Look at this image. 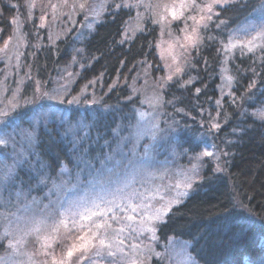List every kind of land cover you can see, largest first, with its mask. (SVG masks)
<instances>
[{"label": "trees", "instance_id": "1", "mask_svg": "<svg viewBox=\"0 0 264 264\" xmlns=\"http://www.w3.org/2000/svg\"><path fill=\"white\" fill-rule=\"evenodd\" d=\"M24 3L25 0H0V46L14 34L15 25L9 21L17 16L25 19L19 29L23 45L16 39L21 48L8 50L10 60L0 52V101L10 99L18 87L21 94L31 97L37 82L46 90L67 84L69 92L64 99L80 95L82 100L78 105L56 104L59 115L47 121V126L40 124L31 147L16 136L15 152L23 148L26 157L18 169L24 181L20 187L28 198L41 201L50 190V183L59 175L80 183L103 168L108 157L115 156L117 148H127L128 140L123 138L132 139L139 119L136 113L153 110L138 101L153 95L154 81L165 76L166 70L156 47L160 40L158 25L146 20L144 32L125 39V21L134 17L133 9L131 12L127 8L116 10L113 4H108L99 22L87 30L81 27L82 14L77 18L80 27L77 23L61 29L54 25L39 28L37 11L29 21ZM13 4L17 7L13 8ZM262 5L264 0H246L243 5L218 9L220 16L214 17L209 25L199 53L192 50L193 66L186 67L180 78L183 82L192 77L193 83L183 88L179 83L169 85L164 90V99L172 103L155 110L163 113L159 115V122L168 134L158 137L161 144L150 146L152 157L162 156L187 169L193 163L190 158L197 152L210 149L221 153L220 161L204 158L188 196L172 209L165 218L167 223L160 224L157 231L159 247L170 239L187 242L199 264H224L225 261L249 264L250 258L258 261L264 250L259 219L264 217V122L251 115L264 108V62L258 58L260 54L241 55L238 50L229 58V74L235 77L230 91L236 97H243L233 103L229 95L224 96L220 91L221 68L226 58L219 51L221 42H226L230 33L260 17ZM218 19L227 23L216 27ZM49 33L53 35L52 40ZM207 36L215 39L209 40ZM16 52L22 53L19 60ZM252 68L257 70L255 77ZM252 79L256 86L248 92ZM133 87L139 92L133 94ZM196 88L200 89L199 95ZM130 94L137 103L128 100ZM217 100H221L219 107ZM177 108L183 111L178 112ZM218 113L221 128L209 133V114L217 117ZM169 125L175 130H169ZM2 152L8 153L6 163L11 164L13 147ZM140 152L144 151L140 148ZM224 152L228 155H222ZM217 163L223 171H215ZM61 168L67 171L61 172ZM41 178H46V183H39ZM236 199L252 208L257 218L254 228L245 229L234 239L231 233L218 228V224L230 213L239 212L233 209ZM233 232L239 233V229L234 228ZM5 251L0 248V256ZM151 264L164 263L153 258Z\"/></svg>", "mask_w": 264, "mask_h": 264}, {"label": "snow or ice", "instance_id": "2", "mask_svg": "<svg viewBox=\"0 0 264 264\" xmlns=\"http://www.w3.org/2000/svg\"><path fill=\"white\" fill-rule=\"evenodd\" d=\"M245 3L246 0H120L119 3H113L112 7L116 10L127 8L131 12L132 9L143 8L148 13L145 16V13L137 11L135 17L130 16L129 21H125L123 32L125 39L134 38L136 32H144L146 29L143 25L146 20L159 26L161 37L167 35L170 38L168 49L165 50L167 55L161 53L166 75L154 81L152 96H145L138 101L140 104H147L154 111L151 113V119L144 111L136 113L139 119L132 134L136 142L143 136L156 140L161 134H168V130L162 128L159 122V115L163 113L155 111L163 109L165 104L172 103L164 99V90L174 83H179L182 88L193 83L192 77L183 82H180V78L184 75L186 67L193 66L190 62L192 50L199 53L209 25L214 17L220 16L218 9ZM12 7L16 8L17 5L13 4ZM23 7L26 9L29 21L33 20L34 10L39 9L40 14L37 17L39 28L51 27L57 19L64 17H67L74 26V17L83 14L84 20L90 21L86 26L91 29L93 22H99L103 10L108 7V2L107 0H99V2L97 0H25ZM176 21L183 24L179 36H176L172 29V24ZM19 23L16 17L9 21L10 25H19ZM226 23V20L218 19L216 27ZM239 31L242 35L235 36L230 33L228 40L221 42L219 51L225 55L224 63H227L229 55H235L237 50L241 55L260 54L258 58L264 62V5L261 7L260 17L249 21ZM129 32L133 33L132 37H129ZM13 39H18L21 45L24 43L18 30L3 42L0 52L9 60L11 57L8 56V49ZM52 39L53 35L49 33V40ZM207 39L214 40L215 37L207 36ZM123 42L122 40L121 43ZM156 47L159 49L161 44L158 42ZM15 54L19 60L22 53ZM148 67L151 68V65ZM221 71L222 73L226 71L223 65ZM251 71L254 77L258 75L255 68ZM234 79L235 77L231 75L226 77L229 88L232 87ZM255 86L256 81L252 79L246 91L251 92ZM195 91L199 95L200 89L196 88ZM68 92L67 84L57 89L46 90L37 82L31 97L21 94L18 87L13 91L10 99L5 98L4 101H0V150H6L9 146L14 149L11 164L6 163L8 153H0V248L6 250V254L0 256V264H151L153 257L161 261L167 258L174 264H199L188 251L190 245L187 242L180 244L178 250L173 248L167 257L157 252L155 244L159 238L156 233L160 224L167 223L165 218L172 209L188 196L189 190L199 176L204 158L220 161L221 153L210 150L197 152L190 158L193 161L191 168L181 170L173 183L161 184L153 188L145 187L143 192L133 188L131 183L115 187L111 184L106 187L101 183L100 190L94 196L70 202L63 210L60 207L50 208L49 205H44V211L39 217L28 214L34 206L39 205L40 201L35 197L28 201L27 193L20 187L24 181L18 169L26 157L23 148L15 152L16 136L19 135L21 141L31 147L40 124L44 123L47 126V121L59 115L55 108L56 104L78 105L82 102L80 95L65 100L64 97ZM138 92L139 90L133 87L132 93ZM133 94L128 96V100L137 103ZM227 94L233 103L243 99L242 96L236 97L231 91ZM44 101L51 103L45 104ZM216 104L219 107L221 100H217ZM176 111L182 112L183 109L177 108ZM251 115L264 121V108L258 109ZM218 116L219 113L217 117L209 114V133L220 130ZM24 124L28 127H22ZM168 129L175 130L172 125H169ZM123 139L127 141L129 137ZM144 151L146 160L148 148L145 147ZM222 155L227 156L228 153L224 152ZM108 159L111 160L112 157L109 156ZM223 170L222 165L217 163L215 171ZM65 171L66 168H61V172ZM149 176L152 180L173 179L168 177L167 173L159 177L149 173ZM39 183H46V178H41ZM147 183V180H142V186ZM59 187L53 182V189L59 190ZM96 187L97 185H93V188ZM51 191L49 190L46 195L50 196ZM5 192L8 193L7 197L4 196ZM233 209H239V212L225 216L218 224V228L231 233L236 239L245 229L251 230L256 226L257 213L239 199H236ZM21 212L25 214L20 215ZM259 219L261 232L264 233V217ZM234 228L239 229V233L233 232ZM29 244L33 245L31 250H28ZM169 244H172L171 239ZM21 255L25 256L26 260L14 259ZM224 264H232V262L225 261ZM249 264H264V250L261 251L258 261L250 258Z\"/></svg>", "mask_w": 264, "mask_h": 264}, {"label": "rangeland", "instance_id": "3", "mask_svg": "<svg viewBox=\"0 0 264 264\" xmlns=\"http://www.w3.org/2000/svg\"><path fill=\"white\" fill-rule=\"evenodd\" d=\"M115 1L116 3L120 2V0H107L108 4L110 5L115 3ZM97 2H99V0H97ZM133 10L135 11L134 17L136 16L137 11L145 13V16L148 15L147 11L143 8L139 10L137 9H133ZM34 11H37L38 15L40 14L39 9H36ZM79 17H80V14H77L74 17V20H75V24L78 23L80 27V19H78L79 22H77V18ZM82 18L84 20V17ZM18 20L20 23L19 25H15L14 32L17 30L18 32H20L19 29L22 27L23 22L25 21L24 18L20 19V17L18 18ZM88 22L90 21L84 20V23L81 26L84 28V30L90 29L86 26ZM93 23H96V22H93ZM53 25L59 26L60 29L61 27L63 28V27L73 26L72 22L67 17H64L63 19H57V21ZM132 26L133 27L135 26L134 20L132 21ZM181 28H183V24L180 21H176L172 24V29L176 36L181 35L180 33ZM81 31H82V28H81ZM131 34L132 32L128 33L129 37L132 36ZM233 35L240 36L242 35V33H240V31L238 30ZM169 42H170V38L167 35H165L164 37H161L160 35L159 43L161 44V47L158 49L160 58H161L162 52L165 55H167V52L165 50L168 49ZM10 48L20 49L21 47L18 46L17 40L13 39L11 42ZM231 56L232 55H229V57L227 58V63H224L225 64L224 68L226 69V71L223 72L222 74V83L220 86V91L224 96L228 95L227 93L232 88V87L231 88L228 87V83L226 80V77L230 75L227 64ZM162 62H163V67H164V61ZM232 86H233V83H232ZM152 112L153 110L145 111V113L148 114L149 119H151ZM154 144H161V142L158 140V138L156 140H151L149 136H143L138 142H136L134 137H132V139L128 140L127 148L126 147L123 148V146L121 149L117 148L116 152L114 153L115 156L112 157L111 160L108 159L107 163L103 166V168L98 170L93 175H89L86 179H84L80 183L78 182L77 184L76 182H71L69 178L62 176V174L59 175L56 180H53L50 183V190H52L51 195L49 196L45 194L44 198L41 199L39 205L34 206L33 209L29 211L28 214L29 215L35 214L37 217H39L41 213L44 211V205H49L50 208L60 207L61 210H63V208L67 207L70 202L79 201L84 198L94 196L100 190L99 185L101 183H103L106 187L109 184L115 187L116 185L123 186L125 183H131L133 188L138 189L141 192L144 191L145 187L153 188L154 186H158L161 184L173 183L177 174L181 170H184V169L176 164H173L172 162H168L166 159H163L162 156H160L161 159L160 157L159 158L152 157L150 146ZM145 147L149 149L146 160L144 159L145 158V151H144ZM140 148L144 152H140ZM206 150H210V149H206ZM142 161H144L143 164H142ZM191 165H189L187 169L191 168ZM200 169H199V173H200ZM149 173H151L152 175L156 177H159L160 175L167 173L168 177H172L173 179L166 178L164 180H160L157 178L155 180H152L151 177L149 176ZM142 180H147L148 183L142 186ZM53 182H55L56 185L60 186L59 190L53 189ZM93 185H97V187L93 188ZM47 193H49V190ZM4 196H5V193H4ZM7 196H8V193H7ZM13 199H15L14 194H13ZM27 200L31 201V199L28 197H27ZM21 207H23V204H21ZM24 214H25L24 212L20 213V215H24ZM182 243L184 242L172 240V244L167 243L166 245L159 247L158 242H157L155 244V248L157 252H160L164 254L165 257H167V255L171 253L173 248L178 250L180 244ZM32 248H33V245L29 244L28 250H31ZM188 251L190 252V249H188ZM5 254H6V251L3 254V256ZM14 259L18 261H24L26 260V257L21 255V256L15 257ZM162 262L164 264H174V262L169 261L167 258L162 260Z\"/></svg>", "mask_w": 264, "mask_h": 264}]
</instances>
